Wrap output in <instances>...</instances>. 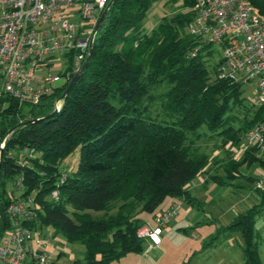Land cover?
Listing matches in <instances>:
<instances>
[{
	"label": "trees",
	"instance_id": "obj_1",
	"mask_svg": "<svg viewBox=\"0 0 264 264\" xmlns=\"http://www.w3.org/2000/svg\"><path fill=\"white\" fill-rule=\"evenodd\" d=\"M155 1L112 2L86 68L55 116L28 122L52 112L73 77L74 52L59 74L68 73L69 80L38 103L1 98L0 143L7 138L0 160V239L14 197L6 185L19 181L22 197L35 192L30 228H50L83 246V258L72 264H113L144 252L146 240L137 237L146 225L141 212L154 213L167 197L199 205L188 188L209 164L222 171L208 172L220 186L231 185L243 167H264L258 147L243 148L247 132L264 119V107L248 105L240 84L220 79L221 60L210 64L214 46L187 32L197 0H183L184 11L145 32ZM248 1L264 15V0ZM202 127L220 140L223 159L213 161L198 144ZM78 148L76 170L61 182L60 166ZM246 179L258 203L229 227L242 237L244 264H260L255 222L264 192L254 188L255 177ZM55 188L58 203L47 199Z\"/></svg>",
	"mask_w": 264,
	"mask_h": 264
},
{
	"label": "built area",
	"instance_id": "obj_2",
	"mask_svg": "<svg viewBox=\"0 0 264 264\" xmlns=\"http://www.w3.org/2000/svg\"><path fill=\"white\" fill-rule=\"evenodd\" d=\"M109 1L0 0V100L10 96L20 103L36 104L61 79L67 82L68 73L46 74L40 81L35 73L48 69L57 55L67 61L70 52H74L73 73L78 71ZM192 10L194 17L187 32L222 50L219 78L241 87L254 83L251 105L264 107V15L248 0H197ZM62 104L63 99H57L53 109L58 112ZM6 138L0 149L4 148ZM254 146L264 152V119L243 140V148ZM260 171L254 188L264 192V170ZM60 172L63 182L66 172ZM14 190L17 195L8 206L10 226L0 239V264H53L39 240L42 231L29 226L36 219L35 192L22 197L19 181L14 183ZM50 199L59 202L57 188L50 193ZM173 214L174 211H168L156 216V226H143L137 237L158 245L159 234Z\"/></svg>",
	"mask_w": 264,
	"mask_h": 264
},
{
	"label": "rangeland",
	"instance_id": "obj_3",
	"mask_svg": "<svg viewBox=\"0 0 264 264\" xmlns=\"http://www.w3.org/2000/svg\"><path fill=\"white\" fill-rule=\"evenodd\" d=\"M183 0L172 3L169 0L155 1L144 20L145 32H150L164 16H171L177 11H184ZM210 64L214 65L223 58L222 50L214 46ZM66 60L62 55H57L49 63L48 69L35 73V78L40 81L46 74H60L66 69ZM63 79L57 85H61ZM254 83L243 87V98L250 105ZM159 92H162L159 89ZM24 110H27L25 107ZM203 136L198 141L204 152L208 153L213 161L225 157L224 148L218 138L211 136L205 127L199 130ZM264 160V152L262 153ZM79 148L65 159L60 170H66L67 175L76 170L79 162ZM212 161V162H213ZM213 164H209L206 172L197 176L189 186L190 193L198 202V206L186 204L180 198L167 197L155 210L148 214L141 212L139 218L146 225L154 228L153 215H160L174 211L165 228L159 234V243L154 245L146 241L145 250L141 254L130 253L120 258L113 264H244L242 249L243 240L239 232L229 227L237 215L246 212L258 203V198L252 190L247 177L260 176L264 167L258 164L250 168L240 169V175L230 181L231 185H217L209 180L208 172L222 175L221 170L214 171ZM7 190L13 188L8 182ZM14 195L17 192L14 190ZM13 195V196H14ZM14 198V197H13ZM50 199V196L47 197ZM255 241L259 247L260 264H264V209L256 217ZM44 243L43 251L49 254L53 264H72L83 258L84 248L79 244L68 243L61 234H55L50 228L42 230L39 237Z\"/></svg>",
	"mask_w": 264,
	"mask_h": 264
},
{
	"label": "water",
	"instance_id": "obj_4",
	"mask_svg": "<svg viewBox=\"0 0 264 264\" xmlns=\"http://www.w3.org/2000/svg\"><path fill=\"white\" fill-rule=\"evenodd\" d=\"M114 0H110L109 3L107 4V6L105 7L104 11L102 12L95 28H94V32H93V36H92V39L90 41V44H89V49H88V53L85 57V60L83 61V63L81 64V67L78 71H76L74 74H73V77L70 81V83L67 85V87L65 88V90L63 91L62 95H61V99H65L69 90L73 87V85L78 81V79L80 78V76L82 75L84 69L86 68L87 66V63L90 59V55H91V50H92V45H93V41H94V38L96 36V33H97V30L102 22V20L104 19L109 7L111 6L112 2ZM57 114V111L56 110H52V112L48 115H46L45 117L41 118V119H38V120H31V121H28V122H36V121H39V120H44V119H48L50 117H53ZM2 153H3V149L1 148L0 149V160H1V157H2ZM0 167H1V163H0Z\"/></svg>",
	"mask_w": 264,
	"mask_h": 264
},
{
	"label": "crops",
	"instance_id": "obj_5",
	"mask_svg": "<svg viewBox=\"0 0 264 264\" xmlns=\"http://www.w3.org/2000/svg\"><path fill=\"white\" fill-rule=\"evenodd\" d=\"M263 155V154H262Z\"/></svg>",
	"mask_w": 264,
	"mask_h": 264
}]
</instances>
